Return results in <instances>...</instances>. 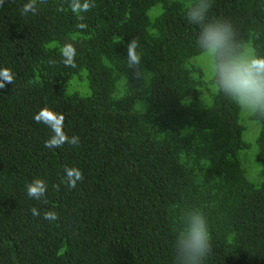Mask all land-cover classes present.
<instances>
[{"label":"trees","instance_id":"1","mask_svg":"<svg viewBox=\"0 0 264 264\" xmlns=\"http://www.w3.org/2000/svg\"><path fill=\"white\" fill-rule=\"evenodd\" d=\"M28 2L0 5V69L14 75L0 78V264H175L195 210L211 234L203 264H264V119L219 91L213 57L202 65L201 27L186 19L196 0H92L83 21L70 0L24 14ZM211 3L206 22H230L238 50L264 56V0ZM45 107L78 145L44 146L53 132L34 116ZM65 167L83 173L74 189ZM37 178L46 204L27 195Z\"/></svg>","mask_w":264,"mask_h":264},{"label":"clouds","instance_id":"2","mask_svg":"<svg viewBox=\"0 0 264 264\" xmlns=\"http://www.w3.org/2000/svg\"><path fill=\"white\" fill-rule=\"evenodd\" d=\"M45 0H40L44 3ZM3 0H0L2 5ZM96 5L92 0H70L68 7L83 21V12L90 11ZM212 7L211 0H196L188 5L186 19L199 25L197 44L204 52L215 59V71L217 85L228 99L239 108L264 119V56H258L254 50L241 49L242 46L234 45L233 40L236 31L233 25L225 20L213 19L206 22L207 13ZM62 10V9H61ZM37 11V0H29L23 6V13ZM78 29L84 30L88 26L85 23H77ZM138 40L133 38L127 46L128 68L134 70V76L141 79L145 73L141 70L142 53L137 52ZM76 49L72 43H67L61 48L62 62L65 66L75 67ZM54 63V61H50ZM148 73L147 75H149ZM0 78L8 83L14 82V75L9 68L0 69ZM5 88V83L0 82V89ZM37 123L48 126L52 137L45 141V147H62L65 143L78 145L79 138L68 137L63 131L65 116L45 107L34 116ZM66 175L61 181L69 189H74L78 181L83 180V173L77 168L65 167ZM59 191V185H53ZM27 195L30 198L47 203V182L43 179H34L26 186ZM34 216H39L38 209L32 208ZM44 219L52 221L58 219V213L45 211ZM179 251L175 256V264H203L204 260L212 252L211 234L207 219L204 214L195 210L189 213L188 223L179 231L176 238Z\"/></svg>","mask_w":264,"mask_h":264},{"label":"rangeland","instance_id":"3","mask_svg":"<svg viewBox=\"0 0 264 264\" xmlns=\"http://www.w3.org/2000/svg\"><path fill=\"white\" fill-rule=\"evenodd\" d=\"M209 59H210L209 56L206 54V56H205L204 59L202 60V61H203V64H202V65H203L204 67H207V66L209 65V64H208V63H209Z\"/></svg>","mask_w":264,"mask_h":264}]
</instances>
